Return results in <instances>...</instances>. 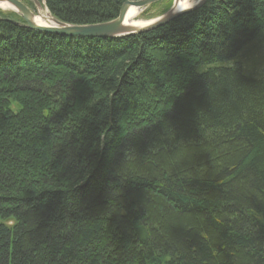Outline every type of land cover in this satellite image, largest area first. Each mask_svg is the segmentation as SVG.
I'll return each instance as SVG.
<instances>
[{
    "label": "trees",
    "instance_id": "trees-1",
    "mask_svg": "<svg viewBox=\"0 0 264 264\" xmlns=\"http://www.w3.org/2000/svg\"><path fill=\"white\" fill-rule=\"evenodd\" d=\"M125 1L45 5L90 24ZM6 19L0 264H264V0L122 38Z\"/></svg>",
    "mask_w": 264,
    "mask_h": 264
},
{
    "label": "water",
    "instance_id": "water-1",
    "mask_svg": "<svg viewBox=\"0 0 264 264\" xmlns=\"http://www.w3.org/2000/svg\"><path fill=\"white\" fill-rule=\"evenodd\" d=\"M31 1L34 4V11L28 8L20 0H0V4H7V9L16 14L22 20V22L12 19L6 20L29 29L59 34L64 37L122 38L143 33L165 25L173 19L202 6L206 0H196L193 4H191V6L179 9L178 3L180 0H173L172 5L166 11L157 17L148 20L142 25H134L131 24V22L126 21V15L129 9L134 8L136 10H142L161 0H127L122 4L118 15L115 18L90 24H69L60 21L53 17L49 11H47L45 0ZM41 4L45 7V13L42 11ZM36 16L47 20L48 23H37L35 21Z\"/></svg>",
    "mask_w": 264,
    "mask_h": 264
},
{
    "label": "rangeland",
    "instance_id": "rangeland-1",
    "mask_svg": "<svg viewBox=\"0 0 264 264\" xmlns=\"http://www.w3.org/2000/svg\"><path fill=\"white\" fill-rule=\"evenodd\" d=\"M20 1H22L23 4H25L28 8H30L31 10L34 11V9H33L34 4H33V2L31 0H28V1L27 0H20ZM38 1H40V0H38ZM172 1L173 0H162L156 6H151V7L149 6L150 8L146 7L144 9H142V10H138L139 14L137 16V20L148 21L150 19H153V18L157 17L158 15H160L161 13L166 11L172 5ZM167 4H168V6H166L167 9L162 11V9ZM41 6H42V11H45V7L42 4H41ZM0 11H2L3 13L11 12L8 9H0ZM47 11H48V9H47ZM14 20L19 21L18 19H14Z\"/></svg>",
    "mask_w": 264,
    "mask_h": 264
},
{
    "label": "bare ground",
    "instance_id": "bare-ground-1",
    "mask_svg": "<svg viewBox=\"0 0 264 264\" xmlns=\"http://www.w3.org/2000/svg\"><path fill=\"white\" fill-rule=\"evenodd\" d=\"M194 2H195V0H180L178 3V9L191 6V4H193ZM7 8H8L7 4H5V3L0 4V9H7ZM43 13H45V11H43ZM138 14H139L138 10H136L134 8H130L127 15H126V21L131 22V24H134V25H142V24L146 23L147 21L137 20ZM35 21L39 24L48 23L47 20H45L39 16L35 17Z\"/></svg>",
    "mask_w": 264,
    "mask_h": 264
}]
</instances>
